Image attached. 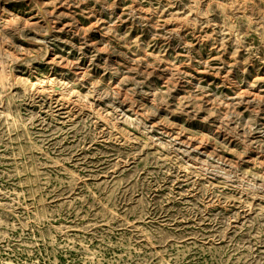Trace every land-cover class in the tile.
<instances>
[{
    "label": "rangeland",
    "instance_id": "rangeland-1",
    "mask_svg": "<svg viewBox=\"0 0 264 264\" xmlns=\"http://www.w3.org/2000/svg\"><path fill=\"white\" fill-rule=\"evenodd\" d=\"M0 264H264V0H0Z\"/></svg>",
    "mask_w": 264,
    "mask_h": 264
}]
</instances>
